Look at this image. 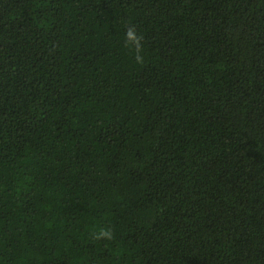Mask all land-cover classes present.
<instances>
[{"label": "trees", "instance_id": "1", "mask_svg": "<svg viewBox=\"0 0 264 264\" xmlns=\"http://www.w3.org/2000/svg\"><path fill=\"white\" fill-rule=\"evenodd\" d=\"M0 264H264V0H0Z\"/></svg>", "mask_w": 264, "mask_h": 264}]
</instances>
